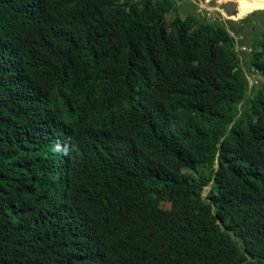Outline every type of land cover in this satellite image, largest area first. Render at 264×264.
<instances>
[{
	"label": "trees",
	"instance_id": "trees-1",
	"mask_svg": "<svg viewBox=\"0 0 264 264\" xmlns=\"http://www.w3.org/2000/svg\"><path fill=\"white\" fill-rule=\"evenodd\" d=\"M182 1L0 0V264H264V33Z\"/></svg>",
	"mask_w": 264,
	"mask_h": 264
},
{
	"label": "rangeland",
	"instance_id": "rangeland-1",
	"mask_svg": "<svg viewBox=\"0 0 264 264\" xmlns=\"http://www.w3.org/2000/svg\"><path fill=\"white\" fill-rule=\"evenodd\" d=\"M244 1L246 0H183L179 9L182 13H188L193 12L194 9L197 8L196 13L199 14L202 19L220 21L226 26L227 30L232 31L231 35L236 36V40L239 41L236 50L241 60V66L248 75L251 84L250 78H256V75L252 76L253 74L248 70L249 44L255 39L259 40L262 38V34L264 33V21H262L260 17L253 15L254 12L247 15L242 14ZM208 13H211V18L205 17ZM246 18H249V22L245 25L246 28H244L240 34L234 32L233 22H240ZM242 48H245V50L242 51ZM207 191L208 188H206L204 194H207Z\"/></svg>",
	"mask_w": 264,
	"mask_h": 264
},
{
	"label": "bare ground",
	"instance_id": "bare-ground-1",
	"mask_svg": "<svg viewBox=\"0 0 264 264\" xmlns=\"http://www.w3.org/2000/svg\"><path fill=\"white\" fill-rule=\"evenodd\" d=\"M258 10H264V0H246L244 1L242 14L247 15Z\"/></svg>",
	"mask_w": 264,
	"mask_h": 264
},
{
	"label": "built area",
	"instance_id": "built-area-1",
	"mask_svg": "<svg viewBox=\"0 0 264 264\" xmlns=\"http://www.w3.org/2000/svg\"><path fill=\"white\" fill-rule=\"evenodd\" d=\"M205 17H208V18H211L212 16H211V13H208ZM238 42L236 43V46L238 47ZM245 50V48H242V51H244ZM250 78V77H249ZM251 79V85H254V84H256L257 83V79L255 78V77H253V78H250Z\"/></svg>",
	"mask_w": 264,
	"mask_h": 264
}]
</instances>
